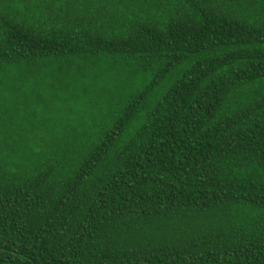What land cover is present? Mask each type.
Wrapping results in <instances>:
<instances>
[{
    "label": "trees",
    "instance_id": "trees-1",
    "mask_svg": "<svg viewBox=\"0 0 264 264\" xmlns=\"http://www.w3.org/2000/svg\"><path fill=\"white\" fill-rule=\"evenodd\" d=\"M0 264H264V0H0Z\"/></svg>",
    "mask_w": 264,
    "mask_h": 264
}]
</instances>
